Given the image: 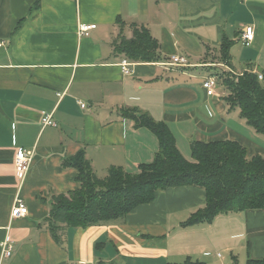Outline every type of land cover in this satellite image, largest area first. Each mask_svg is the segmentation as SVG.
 I'll return each mask as SVG.
<instances>
[{
    "label": "crops",
    "instance_id": "0c3cea01",
    "mask_svg": "<svg viewBox=\"0 0 264 264\" xmlns=\"http://www.w3.org/2000/svg\"><path fill=\"white\" fill-rule=\"evenodd\" d=\"M80 24L96 27L78 36ZM248 26L255 39L243 46ZM134 27L148 30L162 60L128 61L125 75L120 64L126 59L114 44L131 38ZM224 39L232 42L235 74L264 72V0H0V244L7 237L14 248L0 264H180L187 258L244 264L264 258L263 211L182 226L204 206L198 187L159 192L120 225L67 229L66 250L45 224L51 196L78 187L64 159L83 151L99 178L109 167L135 174L153 161L158 141L124 115L132 110L163 122L188 161L193 142L223 140L242 145L248 159L264 157V139L227 107L224 87L219 84L217 96L202 88L219 69L230 70L218 60ZM173 56L186 64L168 66ZM47 115L54 125L42 127ZM19 148L33 151L21 186L14 169ZM17 196L28 212L11 219ZM238 239L242 257L234 254Z\"/></svg>",
    "mask_w": 264,
    "mask_h": 264
},
{
    "label": "trees",
    "instance_id": "16d2710c",
    "mask_svg": "<svg viewBox=\"0 0 264 264\" xmlns=\"http://www.w3.org/2000/svg\"><path fill=\"white\" fill-rule=\"evenodd\" d=\"M223 40L218 48L219 63L234 72L229 49ZM114 52L133 63H158V42L144 27H134L131 38L119 37ZM261 81L252 70L240 74L216 75L225 89V104L237 109L239 117L264 138V72ZM137 127L149 130L158 141V151L149 164L139 165L135 174L120 167H109L104 178L94 173L84 152L64 159L63 168L76 171L78 187L66 194L51 196L47 230L55 243L67 249V229L123 223L141 205L152 203L157 193L169 188L198 187L204 192V206L191 214L182 226L211 223L216 217L244 212H264V157L247 158L246 149L237 142L223 140L193 142L191 160L179 152L175 139L163 122L147 114H129ZM180 264H204L187 258ZM245 264H264V258H247Z\"/></svg>",
    "mask_w": 264,
    "mask_h": 264
},
{
    "label": "built area",
    "instance_id": "2783aa9c",
    "mask_svg": "<svg viewBox=\"0 0 264 264\" xmlns=\"http://www.w3.org/2000/svg\"><path fill=\"white\" fill-rule=\"evenodd\" d=\"M95 25H78L77 28V34L78 36H87L88 32L95 29ZM254 28L251 26H248L242 30L241 33V42L243 46H250L254 41ZM3 44L0 42V47ZM186 64V61L178 56H173L170 59V62H168V66L177 67V66H183ZM123 74L128 75L129 74V62L124 60L120 64ZM258 80L261 81L262 74L257 73ZM218 85V78L216 75H212L208 77L206 80L202 83V88L204 89L207 96H217L216 93V87ZM81 108H85L83 104H80ZM54 123L51 119L50 115H47L41 119V126L47 127V126H53ZM33 160V151H27L23 149H17L14 157V169L17 181L19 183V186H21L25 180V177L29 171V168L31 166ZM27 207L24 204V202L17 196L14 199L13 206L10 212V218L11 219H17L22 218L27 215ZM14 252L13 244L8 240L6 237L5 240L0 244V260H8L12 257ZM218 258H220V255H217ZM83 264H92L90 262H85Z\"/></svg>",
    "mask_w": 264,
    "mask_h": 264
},
{
    "label": "rangeland",
    "instance_id": "374dc122",
    "mask_svg": "<svg viewBox=\"0 0 264 264\" xmlns=\"http://www.w3.org/2000/svg\"><path fill=\"white\" fill-rule=\"evenodd\" d=\"M218 73H219V75L220 76H222V75H224L225 73H231V75L233 74H235L234 72L232 73V72H230V70H227L226 68H224V69H219L218 71H217ZM194 73H195V75H202V76H205L206 75V70H204V69H195L194 70ZM236 75V74H235ZM219 86V82H218V85H217V87ZM216 87V88H217ZM225 92V91H224ZM251 130V129H250ZM252 131V130H251ZM260 137V136H259ZM262 138V137H261ZM262 139H264V138H262ZM190 161V160H189ZM101 177H104V176H102V175H104V174H99ZM106 175V174H105ZM99 177V176H98ZM100 177V178H101ZM121 223H114V224H110V225H105V226H116V225H120ZM226 232H230V231H227L226 230ZM221 238L222 239H225V234H222V236H221ZM244 238H245V234H244ZM237 245H239L238 246V248H237V250H236V252H234V254L235 255H237V257L239 256V254H240V257H242V251H243V247L241 246L242 245V242H240V239H238V243H237ZM115 247V246H114ZM116 248V247H115ZM220 253V255L221 256H224V257H226V256H228L229 257V255L228 254H224V253H222V252H219ZM93 262H95L96 260H92ZM246 261V260H245ZM241 264H243V262H241ZM244 264H245V262H244Z\"/></svg>",
    "mask_w": 264,
    "mask_h": 264
}]
</instances>
